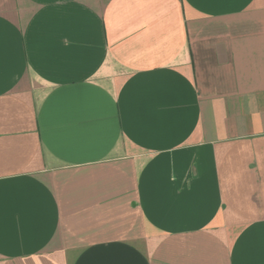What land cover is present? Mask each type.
Segmentation results:
<instances>
[{"label": "crops", "instance_id": "1", "mask_svg": "<svg viewBox=\"0 0 264 264\" xmlns=\"http://www.w3.org/2000/svg\"><path fill=\"white\" fill-rule=\"evenodd\" d=\"M0 264H264V0H0Z\"/></svg>", "mask_w": 264, "mask_h": 264}]
</instances>
